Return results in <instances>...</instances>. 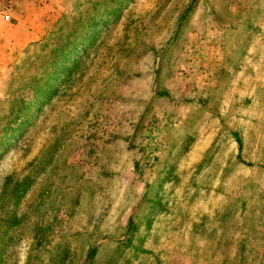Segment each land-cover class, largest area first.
<instances>
[{"label": "rangeland", "instance_id": "1", "mask_svg": "<svg viewBox=\"0 0 264 264\" xmlns=\"http://www.w3.org/2000/svg\"><path fill=\"white\" fill-rule=\"evenodd\" d=\"M0 143V264H264V0H0Z\"/></svg>", "mask_w": 264, "mask_h": 264}, {"label": "trees", "instance_id": "2", "mask_svg": "<svg viewBox=\"0 0 264 264\" xmlns=\"http://www.w3.org/2000/svg\"><path fill=\"white\" fill-rule=\"evenodd\" d=\"M46 81H48V79H46V80H45V83H44V84H46V83H47ZM17 119H19V118L17 117ZM19 123L22 125L24 122H20V121H19ZM18 128H20V126H19V125H18V127H17L16 129H18ZM0 144L2 145V143H0Z\"/></svg>", "mask_w": 264, "mask_h": 264}, {"label": "built area", "instance_id": "3", "mask_svg": "<svg viewBox=\"0 0 264 264\" xmlns=\"http://www.w3.org/2000/svg\"><path fill=\"white\" fill-rule=\"evenodd\" d=\"M5 20H6V21H8V20H9V18H8V17H5Z\"/></svg>", "mask_w": 264, "mask_h": 264}]
</instances>
